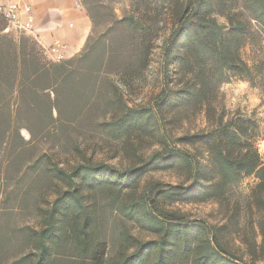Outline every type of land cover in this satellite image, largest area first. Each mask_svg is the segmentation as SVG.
Wrapping results in <instances>:
<instances>
[{
    "label": "trees",
    "instance_id": "trees-1",
    "mask_svg": "<svg viewBox=\"0 0 264 264\" xmlns=\"http://www.w3.org/2000/svg\"><path fill=\"white\" fill-rule=\"evenodd\" d=\"M165 3L173 27L162 53L166 66L173 59L174 70L172 76L165 73L164 88L147 107L130 105L123 93L116 99L106 96L109 74L122 75L129 88L127 78L150 63L153 46L146 43V29L136 13L119 21L131 30L122 38L127 42L91 34L80 53L61 61L49 59L28 35L16 38L4 33L6 21L0 17V264H264V157L259 149L264 119L257 118L256 111L251 115L230 111L222 92L233 80L261 87L256 80L262 69L245 58L244 48L264 35V0ZM165 21L158 18L159 24ZM110 103L122 108L118 118L112 116L111 132L126 134L136 127L158 131L162 147L145 164L184 175L178 184L155 188V199L143 194L120 202L123 214L157 239L138 241L123 234L124 249L115 255L95 235L97 211L88 204L86 192L136 186L142 172L89 160L67 169L49 165V155L38 151L52 129L66 140V124L87 121ZM163 111L171 114L169 136L162 125ZM200 114L207 126L175 137L173 130L182 118ZM180 142L201 148L205 159ZM32 170L65 184L48 207L36 206V223L17 218L24 203H9L14 193L11 183L19 186ZM247 177L255 183L245 192L241 185ZM160 200L214 201L222 219L213 223L190 218L162 208ZM243 230L247 238L241 237ZM234 235L250 260L232 247Z\"/></svg>",
    "mask_w": 264,
    "mask_h": 264
},
{
    "label": "rangeland",
    "instance_id": "rangeland-1",
    "mask_svg": "<svg viewBox=\"0 0 264 264\" xmlns=\"http://www.w3.org/2000/svg\"><path fill=\"white\" fill-rule=\"evenodd\" d=\"M81 2L82 4L85 2L86 6L83 4L84 9L91 11L94 15L91 33L93 38L98 39L100 35H103L105 40L112 41L117 38L119 43H125L127 41H123L122 38L125 39L128 36L130 29L128 30L127 23H120L119 21L133 13H136L142 19L147 33L146 43H150L153 46L150 63L138 75L127 78L130 83L129 88L124 86V77L122 75L117 73L109 74L107 76V84H105L107 86L106 96L108 99H116L119 94L123 93L130 105L135 107L151 105L152 100L164 88L165 73L168 72L169 76H172L174 70L173 59L171 58V64L169 63L166 66L162 53L164 40L169 36L173 27V19L169 15L170 12L165 9L167 0H81ZM159 17L166 20L164 24L158 23ZM218 19L221 23H227L224 17H218ZM263 40L264 35L258 36L256 41L248 44L244 48V56L247 59L255 60L256 64L262 69L256 84L261 86L259 91L264 101ZM234 81L237 80H233L230 83H234ZM227 84L222 89L225 106L232 112H242L240 101L236 95L229 96L231 86L227 88ZM227 89L228 91H226ZM121 110V105L116 103L104 104L100 111L91 115L87 121L78 120L75 123L66 124L68 127L65 132L66 136H69L66 140H64L63 136L59 137L58 132L54 128L45 143L38 145V151L44 150L49 155L47 159L49 165L57 163L70 169L72 166L89 160L104 162L122 171L134 168L142 172L136 186L126 187L120 191H118L119 188L107 186L108 189L105 188L104 191L86 192L88 204L96 207L97 211L98 227L95 235L108 243L109 253L112 255L124 249V247H121L123 234H129L138 241L157 239V235L143 227L140 222L126 217L119 207L120 202L124 199L129 200L132 197L138 198L143 194L155 199V188L163 184H178L184 179V175L180 171L154 169L145 164L153 153L162 147L159 143L160 133L158 131L142 130L137 127L130 129L126 134H117L110 131L109 123L112 120V116L118 118ZM263 112L264 109L256 111V117L262 119L264 117ZM162 114V125L165 134L169 136L168 132L170 133L172 129V125L169 123L171 114L167 111H163ZM205 126H207L206 119L200 114L182 118L173 131L175 137L178 138L182 137L186 132H193ZM262 132L264 135V124H262ZM179 144L196 153L202 160L205 159L206 153L201 148L190 147L186 143L181 142ZM260 145L259 149L261 148L263 150L261 153H264V141H261ZM56 182L57 180L47 176V173L44 176H39V172L32 170L28 172L19 186L11 185L14 188V193L11 196L10 205L20 206L24 203L21 207L22 209L16 214L17 218L22 221L38 222L36 206L48 207V204L56 198L57 189L65 188L63 182ZM254 183L255 179L253 177H247L243 179L241 189L247 192ZM160 202L162 203V208L180 211L190 218H203L213 223L222 219L223 213L219 210V204L214 201L165 203V201L160 200ZM242 232L243 235L241 237H244L245 234L247 238L246 231L244 232L243 230ZM230 239L234 250L242 254L245 260H250V256L245 251V245L241 243L238 235L231 236ZM126 251L130 253L132 249H126Z\"/></svg>",
    "mask_w": 264,
    "mask_h": 264
},
{
    "label": "crops",
    "instance_id": "crops-1",
    "mask_svg": "<svg viewBox=\"0 0 264 264\" xmlns=\"http://www.w3.org/2000/svg\"><path fill=\"white\" fill-rule=\"evenodd\" d=\"M0 3L31 7L32 20L29 19L28 13L22 12L25 29H19L6 22L4 33H9L16 38L22 34L32 37L51 60L54 58L47 52V49L55 42L58 41L64 45L62 51L66 59L80 53L92 33L94 22L84 9L81 0H0ZM230 86L229 96L236 95L242 112L251 115L253 111L258 112L264 109V101L259 89L252 87L248 81L237 80L226 85L227 88ZM22 134L26 138L29 137L26 129L22 130ZM261 141L264 139L259 140V146H261ZM260 151L263 150L260 148ZM262 155L264 157L263 152Z\"/></svg>",
    "mask_w": 264,
    "mask_h": 264
},
{
    "label": "built area",
    "instance_id": "built-area-1",
    "mask_svg": "<svg viewBox=\"0 0 264 264\" xmlns=\"http://www.w3.org/2000/svg\"><path fill=\"white\" fill-rule=\"evenodd\" d=\"M22 12L29 14V19L32 20V11L29 5L20 6L19 4L0 3V17H2L9 25L16 26L19 29H25V24L22 22ZM64 45L60 42H55L47 52L54 58L55 61L64 60L62 49Z\"/></svg>",
    "mask_w": 264,
    "mask_h": 264
}]
</instances>
